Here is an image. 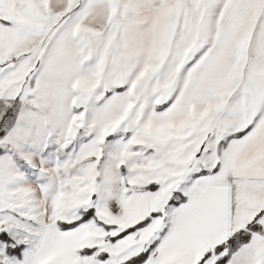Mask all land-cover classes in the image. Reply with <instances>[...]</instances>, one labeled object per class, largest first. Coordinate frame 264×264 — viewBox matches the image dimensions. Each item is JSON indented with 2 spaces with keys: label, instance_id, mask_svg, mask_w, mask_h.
I'll return each mask as SVG.
<instances>
[{
  "label": "snow or ice",
  "instance_id": "6c2138e0",
  "mask_svg": "<svg viewBox=\"0 0 264 264\" xmlns=\"http://www.w3.org/2000/svg\"><path fill=\"white\" fill-rule=\"evenodd\" d=\"M0 264H264V0H0Z\"/></svg>",
  "mask_w": 264,
  "mask_h": 264
}]
</instances>
